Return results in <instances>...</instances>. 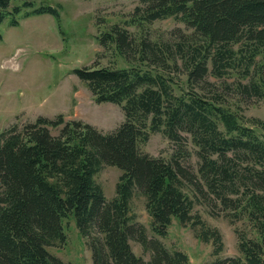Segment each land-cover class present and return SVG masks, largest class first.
<instances>
[{"label":"trees","instance_id":"trees-1","mask_svg":"<svg viewBox=\"0 0 264 264\" xmlns=\"http://www.w3.org/2000/svg\"><path fill=\"white\" fill-rule=\"evenodd\" d=\"M10 2L0 0V22L10 16V26L19 24L22 7L32 8L25 16L59 15L50 5L24 0L10 9ZM138 2L124 23L140 32L116 23L96 36L127 66L93 62L74 69L97 102L121 106L124 120L116 129L102 132L57 114L0 131V264H67L49 247L65 242L70 219L86 238L92 264H191L185 252L167 248L135 222V194L145 198L153 235L165 236L177 218L212 243L215 257L203 264H264V121H244L223 88H233L240 100L264 98V0ZM167 17L191 32L149 37L146 26ZM231 72L248 81L227 83ZM155 131L175 144L170 161L139 148ZM188 139L205 195L230 221L244 218L252 228L253 237L236 229V256L218 255L219 230L193 213L195 199L183 190L181 177L188 176L180 160L188 156ZM103 164L122 172L109 198L95 180ZM131 240L149 251L148 259L133 251Z\"/></svg>","mask_w":264,"mask_h":264},{"label":"rangeland","instance_id":"rangeland-1","mask_svg":"<svg viewBox=\"0 0 264 264\" xmlns=\"http://www.w3.org/2000/svg\"><path fill=\"white\" fill-rule=\"evenodd\" d=\"M24 0H11L14 5H22ZM34 7L50 5L58 10V17L42 13L25 16L32 8H23L18 16L19 24L10 26V16L0 22V131L13 124L21 127L35 122L38 117L55 118L62 114L65 121L80 120L101 130L110 132L124 120V113L118 104L97 102L86 82L78 78L74 69L91 66L119 67L127 63L114 51L113 45L104 48L96 36L119 24L134 34L140 30L125 24L139 0H30ZM180 29L191 32L175 17L153 21L146 26L148 36L170 38ZM210 80H216L209 77ZM240 79L246 83L248 77L240 78L236 73L224 77L227 83ZM224 88L226 103L237 111L244 121L258 118L264 121V98L253 97L240 100L233 88ZM59 128H51L56 135ZM188 156L180 160L184 176L183 190L193 199V213L199 214L209 226L219 230L223 248L221 257L239 254L236 229L253 237L252 228L246 219L230 221L221 206L209 194L198 176L196 147L188 139L185 144ZM139 148L156 157L170 161L176 149L162 131L150 132L148 140ZM121 169L103 164L96 173L95 180L101 185L106 197L115 192V185ZM200 190H199V188ZM207 194V193H206ZM131 213L137 223L143 224L149 237L161 241L169 249L185 252L191 264H203L212 260L213 245L198 239L191 226L183 225L172 218L165 236L153 235L150 231V217L145 209V198L135 194L130 202ZM66 240L49 247V251L67 264H92L91 252L86 238L82 237L72 219L64 221ZM133 251L146 260L149 251L135 240L130 241Z\"/></svg>","mask_w":264,"mask_h":264}]
</instances>
